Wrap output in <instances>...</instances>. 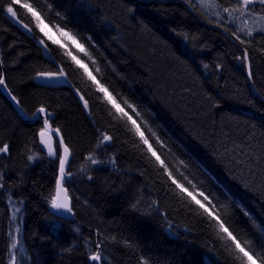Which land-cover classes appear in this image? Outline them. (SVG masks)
I'll use <instances>...</instances> for the list:
<instances>
[{
  "label": "trees",
  "instance_id": "1",
  "mask_svg": "<svg viewBox=\"0 0 264 264\" xmlns=\"http://www.w3.org/2000/svg\"><path fill=\"white\" fill-rule=\"evenodd\" d=\"M184 1L200 21L221 28L247 50L251 82L264 100V18L249 36ZM215 1L221 8L232 2ZM7 2L0 0V73L24 114L41 106L54 114L51 124L72 156L65 187L74 221L48 211L58 145L57 157H47L38 144L42 123L24 122L0 91V147L9 145L0 153V264H8V197L21 205L23 264H89L97 243L101 264H242L229 251L231 241L221 239L225 234L216 220L168 172L205 207L199 193L207 195L214 215L264 253V103L250 86L241 50L177 2L21 0L13 7L26 30L5 11ZM25 2L42 10L40 28ZM43 25L59 35L56 27L63 26L88 55L50 41ZM237 29L246 43L232 35ZM39 40L52 61L37 47ZM57 64L88 101L86 111L69 88H53L37 76L58 71ZM97 83L141 126L168 172ZM101 133L112 136L111 142L98 146ZM254 259L264 264V255Z\"/></svg>",
  "mask_w": 264,
  "mask_h": 264
},
{
  "label": "snow or ice",
  "instance_id": "2",
  "mask_svg": "<svg viewBox=\"0 0 264 264\" xmlns=\"http://www.w3.org/2000/svg\"><path fill=\"white\" fill-rule=\"evenodd\" d=\"M20 2L21 0H11V2L5 3L4 4L5 11L8 14H10L11 17L16 18L18 16L19 10L14 9L13 3L19 4ZM256 5L261 6L260 14H264V0H235L231 8L223 7L222 11L224 13H227L229 17H231L234 12H240L242 15L247 14L250 16L260 15L255 12ZM22 6L26 8L29 12H31L32 17L35 19V22H36V28H40L41 23L43 22L41 18L42 10L38 11L33 6V4L27 3V2L23 3ZM57 15L59 16L60 14L57 13ZM216 15L218 18H220L219 13H216ZM44 18L46 19L47 17H44ZM262 18H264V16H262ZM25 27H28V25L26 24ZM29 30L31 31V29ZM41 31H43L42 28H41ZM56 31L60 33L62 39L71 40L72 44L75 45L76 48H78L81 52H84L85 55H88L87 50L85 49L84 45L79 43L76 37L73 34H71L69 31H65L63 26H57ZM240 31H241L240 29H237L236 31L232 33V35L235 36L236 39L238 40H240V36L238 35ZM259 31L264 32V27H261ZM45 35H47L46 32H45ZM247 35L251 36L252 31L249 30ZM240 42L242 44L246 43L244 40H240ZM40 43L43 44L44 41L41 40ZM53 43H56V41H53ZM65 54L67 55V53ZM241 59L244 61H248L250 59L247 50H245L244 55L243 57H241ZM73 60L74 62L80 64L81 67H85V65L80 60H78L76 57H73ZM85 71L87 72L86 68H85ZM63 74H64V69L60 68L56 72L37 73V76L44 77L46 79L51 80L59 76H62ZM87 74H88L89 79L95 80V77L92 76L91 73H87ZM4 84H5V77L2 73H0V85H4ZM97 88L99 89V91L105 93L106 99L112 104L113 108L116 109L117 113L120 114V119L127 117V120L130 121L132 124V130L135 132L137 136H139L140 141L147 147V151L151 153V155L156 158V161L161 165V167H164L165 171L168 172V169L165 166L164 161L160 159L159 155H157L156 150H154L153 148V144L149 143V139L145 136L144 132L141 131V126L137 124L136 120H134L133 117L130 116L124 110V108L120 106V104H117L115 102V99L108 92L107 88H105L102 84H99V83H97ZM13 99L15 100V97H13ZM81 99L84 101L85 108H88L89 107L88 101L84 99L83 96H81ZM123 103L127 105L128 108L132 109L133 112H136V109L133 107V105L129 104L127 101H124ZM137 115H139V113H137ZM41 116H43L44 119H43V128L40 129L39 135L41 138H43L46 135V133H51L52 131V127L50 124L51 114L47 111V109L44 106L39 107L36 110V112L33 113V117L36 119H39ZM56 134H59L58 130ZM101 137L102 138L100 139L98 146H104L106 143L111 142V140L113 139L112 136L108 135L107 133H101ZM41 142L42 143L44 142L43 139L41 140ZM157 143H159V141H157ZM59 144H60V147L63 148V154L58 156L59 175L57 176V179H56V195L52 197L50 204H51V207L55 210L62 209L65 213H70L72 212V207L70 206V202H69V193L67 189L64 187L67 177L70 175V173L67 171V168L70 162V149L66 145L62 137L59 141ZM8 151H9V145L4 144L3 147H0V153H7ZM49 156L57 157V153L55 151L50 150ZM89 158L91 159V157ZM28 159L31 160L33 159V157L29 156ZM92 162L96 163L97 161L93 159ZM168 176H169V179H172V182L176 184V187L181 190V192H187L193 202L199 205L200 208L204 209V212H207L209 216H211L213 219L216 220L219 231L225 234L221 236V239L225 241H231V244L228 245V248H229V251H234L235 253H237L235 257L237 261H241L242 264H255L254 257L256 259H259L261 258L262 255H264V253L256 252L253 249L252 247L253 242L251 240H242L241 238H239L236 234H234L233 231H230L229 228L226 227V222L222 218H220L218 215H214L213 211L210 210L212 206V202L207 195H205L203 192L199 193V195L203 197V200L208 202L209 207H205V204L202 203L201 200L196 199V196H194L192 192L188 190V188H186L183 184L178 183L172 177L171 172H168ZM17 211L19 210L17 209ZM10 239L12 242L9 245V251L11 252V250L16 248L17 245H16V237L14 235H11ZM233 245H234V249L232 247ZM95 247L97 250L95 252H92L88 256V260L94 262V264H98V262H101L103 260V257L100 253L102 244L97 243ZM261 247H264V244H262ZM89 251L91 252V249H89ZM11 259L14 262V264H17L15 256H12ZM141 264H147V262L142 261Z\"/></svg>",
  "mask_w": 264,
  "mask_h": 264
},
{
  "label": "water",
  "instance_id": "3",
  "mask_svg": "<svg viewBox=\"0 0 264 264\" xmlns=\"http://www.w3.org/2000/svg\"><path fill=\"white\" fill-rule=\"evenodd\" d=\"M142 2H177V3H180L181 5H183L187 10L188 12L192 15V17L194 19H196L198 22H200L201 24L209 27V28H212L214 30H217L219 31L232 45H234L236 48H238L239 50H241L244 54V50L239 47L236 42H234V40L224 31L222 30L221 28L219 27H216V26H211V25H208L202 21H200L198 19V17L196 16L194 10L191 8V6L184 0H140ZM41 40L37 41L36 42V45L37 47L43 52L44 56L46 58H48L50 61H52V58H50V52L48 50V47L46 46L45 43H40ZM245 62V68H246V72H247V77H248V80H249V83H250V86L253 90V92L255 93V95L259 97L257 91L255 90L252 82H251V77H250V68H249V63L248 61H244ZM56 68L57 70H59L61 67L57 64L56 65ZM49 86L53 87V88H58V87H67L69 88L73 94L75 95V97L78 99L81 107L85 110V106H84V101L81 99V94L74 89V87L68 82L67 78H66V75L65 73L62 75V76H59L57 77V81L50 84ZM0 91L1 93L5 96V98L9 101V103L11 104V106L13 107V109L16 111V113L21 117V119L26 122V123H34L36 121H40L42 123V128H43V119L44 117L41 116L39 119H36L33 117V114L32 115H26L22 112V110L20 109L19 105H18V102L17 100L13 99V96L10 94V92L8 91V89L6 88L5 84L4 85H0ZM261 99V98H260ZM261 101L264 103V100L261 99ZM36 112V111H35ZM34 112V113H35ZM51 114V119H50V124L52 123L53 119H54V114L49 112ZM51 127H52V131L51 133H46V135L41 138L40 135L38 134V144H39V147L41 149V151L43 153H46L48 155V157L50 158H54L52 156H49V151L52 150V151H55L54 150V145L55 143L58 144L59 148H60V155L63 154V148L60 147V144H59V141L62 137V135L60 134H56L57 133V129H55L52 124H51ZM43 139V143L41 142V140ZM71 153H70V162H71ZM70 162H69V165H70ZM69 165H68V168H67V171L69 169ZM59 175V162H58V172H57V176ZM64 187H65V184H64ZM56 195V184H55V193H54V196ZM53 196V197H54ZM69 202H70V206L72 207V203H71V200L69 198ZM48 211L50 214H52L53 216H55L56 218H59V219H64V220H69V221H74V214H73V211L70 212V213H65L62 209L61 210H55L51 207V204H49V207H48ZM97 250V249H96ZM89 264H94V262L88 260ZM98 264H101V262H98Z\"/></svg>",
  "mask_w": 264,
  "mask_h": 264
},
{
  "label": "rangeland",
  "instance_id": "4",
  "mask_svg": "<svg viewBox=\"0 0 264 264\" xmlns=\"http://www.w3.org/2000/svg\"><path fill=\"white\" fill-rule=\"evenodd\" d=\"M231 8L235 2V0H231ZM195 5L199 7V10H201L205 15L209 16L210 18H213L217 21H223L226 23H234L238 26H241L244 30H251L257 31L259 27H261L262 21L260 18H262L259 15L250 16L247 14H241L240 12H234L231 17L227 13H224L222 11V8L219 7L217 2L215 0H192ZM216 13H219L220 18L217 17ZM260 17V18H259ZM12 18V21L19 25L20 28L23 30H26L19 22L16 20V18ZM43 27V32L47 33L45 35L50 39V41H56L57 44H60L61 46H64L65 48L67 46L75 47V45L72 44L71 40L62 39L61 35L54 33L51 31L48 27L45 25ZM48 81L56 82L57 78L55 79H47ZM7 206L9 208L10 213V226H9V239L11 235H14L16 237V245L17 247L12 249L11 252H8V264H14L11 257H16L17 264H23V262L26 260V253L25 250L21 244L20 240V233H21V205L19 203H16L15 201L11 200L9 197L7 198ZM17 209L19 211H17ZM18 229V231H17ZM10 239V243H11Z\"/></svg>",
  "mask_w": 264,
  "mask_h": 264
},
{
  "label": "bare ground",
  "instance_id": "5",
  "mask_svg": "<svg viewBox=\"0 0 264 264\" xmlns=\"http://www.w3.org/2000/svg\"><path fill=\"white\" fill-rule=\"evenodd\" d=\"M185 8V7H184ZM232 38V37H231ZM246 69V68H245ZM251 76V75H250ZM248 78V77H247ZM77 99V98H76ZM78 100V99H77ZM85 111H86V109H85ZM58 145V144H57ZM55 147V146H54ZM59 147V146H58ZM59 151H60V148H59ZM71 153V152H70ZM46 154V153H45ZM47 155V154H46ZM59 155H60V152H59ZM47 157H48V155H47ZM50 158V157H49ZM59 162V161H58ZM58 172V171H57ZM68 178V177H67ZM56 184V183H55ZM66 188V187H65ZM70 198V197H69ZM71 200V199H70ZM72 203V202H71ZM68 221V220H67ZM22 233V232H21Z\"/></svg>",
  "mask_w": 264,
  "mask_h": 264
},
{
  "label": "flooded vegetation",
  "instance_id": "6",
  "mask_svg": "<svg viewBox=\"0 0 264 264\" xmlns=\"http://www.w3.org/2000/svg\"><path fill=\"white\" fill-rule=\"evenodd\" d=\"M56 144V143H55ZM55 146V145H54ZM54 150H55V147H54Z\"/></svg>",
  "mask_w": 264,
  "mask_h": 264
}]
</instances>
